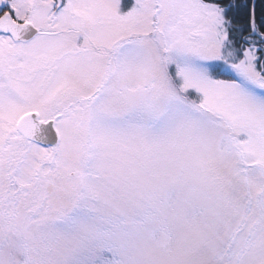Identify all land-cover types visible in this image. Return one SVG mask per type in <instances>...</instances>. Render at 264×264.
Listing matches in <instances>:
<instances>
[{"label":"snow or ice","instance_id":"snow-or-ice-1","mask_svg":"<svg viewBox=\"0 0 264 264\" xmlns=\"http://www.w3.org/2000/svg\"><path fill=\"white\" fill-rule=\"evenodd\" d=\"M0 264H264V0H0Z\"/></svg>","mask_w":264,"mask_h":264}]
</instances>
